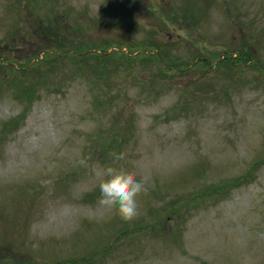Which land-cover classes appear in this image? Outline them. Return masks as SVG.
<instances>
[{
	"label": "rangeland",
	"instance_id": "1",
	"mask_svg": "<svg viewBox=\"0 0 264 264\" xmlns=\"http://www.w3.org/2000/svg\"><path fill=\"white\" fill-rule=\"evenodd\" d=\"M45 19L67 46L51 56L83 58L50 69L45 55L47 74L18 88L36 82L35 98L19 100L17 72L53 42L39 30ZM150 30L190 67L166 75L110 58L103 80L100 59L83 55L138 46ZM243 43L264 65V0H0V264H78L69 260L92 250L91 264H264V160L252 168L264 159V76L216 69ZM108 167L147 181L132 221L99 203ZM248 170L233 188L185 202ZM171 199L181 217L166 210Z\"/></svg>",
	"mask_w": 264,
	"mask_h": 264
},
{
	"label": "trees",
	"instance_id": "2",
	"mask_svg": "<svg viewBox=\"0 0 264 264\" xmlns=\"http://www.w3.org/2000/svg\"><path fill=\"white\" fill-rule=\"evenodd\" d=\"M154 11V9H156V7L154 6L152 8ZM156 12V11H154ZM160 15L164 14V11L159 10ZM124 20V19H123ZM41 22H44L48 25H46V27L42 26L40 27V32H42L43 35H46L47 37L51 36L50 42L51 45H47L45 47H43V54L41 55L40 60H37L38 64H33L30 65L28 67H25L26 70L22 72L21 76H19V73L17 72V76H15L13 81V85L16 87L17 92L16 94L18 95V99H22L24 98L25 100H30L31 102L33 101V99L35 98V91L34 89L37 87L39 88V86H36V82H33V84H27L28 86H26L28 89L27 90H19L18 88L20 87H24V83L22 82L21 79H24L26 77V79L31 78V79H38V76L43 73L44 75L47 74L48 68L49 67L51 69V63L54 61H57L58 58H61L62 60H65L66 55H55L53 54V56H51L52 51H50L51 49L55 50V51H62L65 49V47L67 48L66 45H64V38L60 35L61 34V30L59 29V23H57V21H54L53 19H51V22H47V20L45 19L43 20H39ZM40 22V24H42ZM40 25L37 26V28ZM49 26V28H48ZM155 31V30H154ZM153 30H150V35H148V38H146L144 41H142L141 43L139 42V45H135L133 43H126L125 45L122 44L121 42H112L111 44L109 43H103L100 44L98 46H93V49H86L85 53L83 54L87 60H90V58H96V59H100V61L103 63L104 61H106L107 63L109 62L110 58H113L115 60H125L129 63V65L132 67L133 63L135 62H140L142 63V65L144 64L146 66V64L151 63L152 66L156 67V69H158V71L162 72L163 74H169L172 72H180V70H186L187 68L190 67V64L187 66V63L189 62H185V63H180V62H176L175 60H171L168 59L166 57V55H168L166 52V47H162L164 46L163 44H161L160 42H157L155 39H151L150 40V36L154 33ZM47 33V34H44ZM60 33V34H59ZM57 44H55V42ZM64 42V43H62ZM145 44H149L150 49L148 51H152L151 53L147 52V50H145L146 48L144 47ZM123 45V46H122ZM254 45V44H253ZM141 46L140 49H138ZM255 46V45H254ZM160 50V47H162V52H157L156 50H154V48H157ZM115 49L114 51L110 50V49ZM126 48L127 51H124L123 49ZM256 48V46H255ZM117 49V50H116ZM109 52H112L109 54ZM48 54H50L51 56V60L47 59V69L45 68L44 70H42V66L45 64L43 61H45V55L47 58H49ZM116 57V58H115ZM197 57V56H196ZM69 58H73V59H81L83 57H77L74 54L71 55ZM66 58V59H69ZM50 60V61H49ZM197 61H199V59L197 58ZM202 61V60H201ZM11 62H16V61H11ZM11 62H6L5 64L12 66ZM1 63V62H0ZM107 63H103V65L100 66V68L98 69H94L96 72L98 71V75L103 76V80L108 76L107 74H109V70L108 68H106ZM203 63L205 65H210L209 62L207 61H203ZM3 64H0V66H2ZM187 66L186 68H184V66ZM46 66V65H45ZM249 66H252L253 69H255L256 71H260L262 73V76H264V65L261 63V61H258V57L256 55V50L252 47H247L246 43H243V47L240 48L239 50H236L235 52H228L225 51L223 54L219 55L218 59L216 60V69L220 70L222 67H224L225 69H233V68H246ZM6 68V67H5ZM211 68V67H210ZM12 71V70H11ZM6 72V71H4ZM94 73V72H93ZM30 74V75H29ZM52 74V71H51ZM95 74V73H94ZM44 75H40L43 76ZM96 75V74H95ZM0 78H2L3 80H6L5 77L1 76ZM0 79V82H2ZM30 86H32L30 88ZM22 87V88H23ZM152 88H154V86L152 85ZM113 134V133H111ZM264 159L262 160H256L253 164H252V168L255 169L256 167H258V165L263 162ZM251 169V170H253ZM251 170L246 171L244 174L240 175L239 177L236 178H230L226 181H221L219 184L214 185L212 187H210L209 189H207L206 191H195L193 194H190V198L185 199L186 203H189L193 200H196L198 198H200L201 194H204L205 192L208 193H214V192H218L219 193L224 190L227 186L230 188H233L235 185L240 184L243 181H246L247 179H249L250 177V173ZM224 188V189H223ZM229 188V189H230ZM181 201H178L176 199H171V201H169L168 205H167V209L168 211L172 212L173 214H175L178 217H181L183 212L180 211V205H181ZM149 227H152L149 225ZM129 231H124L123 234H121L122 236L125 235L126 233H128ZM118 235V236H121ZM120 238V237H118ZM113 243V242H111ZM106 244L103 245L99 248L106 250L108 248V246L111 244ZM115 244V243H113ZM93 251V250H92ZM92 251L88 252L87 254L89 255H83L80 257H75L70 259L69 261H71L72 263H78V264H91L92 261H96V258L93 257L95 254L92 253ZM106 255V254H105ZM104 256H100L99 258L102 259ZM59 264H66V262L61 261Z\"/></svg>",
	"mask_w": 264,
	"mask_h": 264
},
{
	"label": "clouds",
	"instance_id": "3",
	"mask_svg": "<svg viewBox=\"0 0 264 264\" xmlns=\"http://www.w3.org/2000/svg\"><path fill=\"white\" fill-rule=\"evenodd\" d=\"M125 153L115 156L123 160ZM105 179L99 184V203L108 208H115L125 221H132L139 215L137 198L148 193L145 178L137 179L136 174L125 172L114 167L105 170Z\"/></svg>",
	"mask_w": 264,
	"mask_h": 264
}]
</instances>
